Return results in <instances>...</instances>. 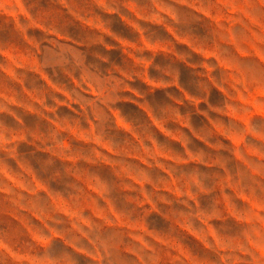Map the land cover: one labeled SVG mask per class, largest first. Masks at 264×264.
Instances as JSON below:
<instances>
[{
  "label": "clouds",
  "instance_id": "9594fccd",
  "mask_svg": "<svg viewBox=\"0 0 264 264\" xmlns=\"http://www.w3.org/2000/svg\"><path fill=\"white\" fill-rule=\"evenodd\" d=\"M0 264H264V0H0Z\"/></svg>",
  "mask_w": 264,
  "mask_h": 264
}]
</instances>
